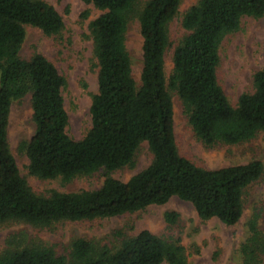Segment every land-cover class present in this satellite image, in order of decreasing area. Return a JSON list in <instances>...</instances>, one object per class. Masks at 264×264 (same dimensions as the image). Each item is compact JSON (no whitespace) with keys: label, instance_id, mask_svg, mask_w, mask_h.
I'll list each match as a JSON object with an SVG mask.
<instances>
[{"label":"trees","instance_id":"1","mask_svg":"<svg viewBox=\"0 0 264 264\" xmlns=\"http://www.w3.org/2000/svg\"><path fill=\"white\" fill-rule=\"evenodd\" d=\"M81 1L99 11L88 23L98 70L90 127L75 140L66 132V78L43 54L34 52L28 59L20 55L24 26L58 35L64 25L61 15L45 0H0V224L14 221L44 228L59 221H92L162 205L172 197L190 202L202 220L237 223L246 190L263 172L262 162L210 169L180 155L170 91L179 97L194 136L205 146L239 144L263 131L264 69L253 73L252 91L241 93L233 105L218 83L217 67L221 40L238 29L243 16H262L264 0H197L187 8L181 19L187 34L173 50L168 78V26L181 0ZM134 20L142 39L139 85L125 47L126 31ZM27 94L34 131L18 149L28 159V173L68 182L104 169L100 187L43 195L27 184L8 142L11 104ZM142 142L151 153L150 163L127 181L109 175L132 167ZM177 217L174 211L164 213L167 225ZM246 229L238 246L239 262L263 264L264 202L252 208ZM0 264H187V255L179 239L144 229L135 235L119 232L113 248L76 238L68 255L41 244L8 248L0 253Z\"/></svg>","mask_w":264,"mask_h":264},{"label":"rangeland","instance_id":"2","mask_svg":"<svg viewBox=\"0 0 264 264\" xmlns=\"http://www.w3.org/2000/svg\"><path fill=\"white\" fill-rule=\"evenodd\" d=\"M55 7L63 20L58 35L47 36L33 26H24L25 37L20 51L28 59L34 52L47 57L66 78L62 89L64 106L68 114L67 134L81 139L90 127L89 107L91 95L97 88V64L92 51L88 23L99 11L81 0H45ZM145 0H139L142 3ZM197 0H181L178 13L169 23V46L165 53V75L172 70V53L175 46L187 34L181 26L182 15ZM87 11V17L83 13ZM141 36L136 20L132 21L125 35V47L131 63V73L139 85L142 67ZM217 79L228 100L235 105L238 96L252 91V75L264 69V14L260 17L243 16L236 31L224 36L219 45ZM173 107V130L179 154L194 164L205 168L245 164L259 160L263 164L261 176L253 182L244 197V210L240 220L227 225L216 218L202 220L192 204L178 197L170 198L162 205H149L134 213L92 221H59L49 227H34L28 223L9 221L0 224V253L8 248L29 244L51 247L56 254L68 255L70 244L76 238L93 240L101 245L115 247L119 232L135 235L147 229L157 236L179 239L187 255V264H240L238 246L247 233L246 221L254 206L264 202V130L254 138L239 144L205 146L193 134L183 112L182 103L174 91H170ZM30 95L11 104L8 117V142L16 160L20 175L38 194L48 195L52 190L73 192L100 187L105 170L90 175L75 176L68 182L61 178L39 179L28 173V159L18 149L22 140L31 137L34 124L31 120ZM151 161L146 142H142L135 154L134 165L124 166L109 173L121 181H127ZM166 211L178 214L177 221L167 225ZM264 264V262H263Z\"/></svg>","mask_w":264,"mask_h":264}]
</instances>
